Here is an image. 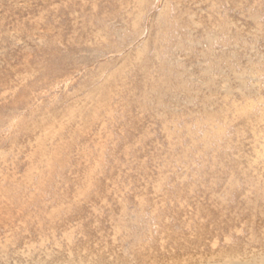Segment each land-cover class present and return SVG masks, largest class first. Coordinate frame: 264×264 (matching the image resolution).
<instances>
[{"label":"bare ground","instance_id":"1","mask_svg":"<svg viewBox=\"0 0 264 264\" xmlns=\"http://www.w3.org/2000/svg\"><path fill=\"white\" fill-rule=\"evenodd\" d=\"M22 1L0 0V10L7 12L0 20V36L10 37L14 31L29 49L45 42L49 47H44L41 60L35 56L28 60L27 53H15L22 63L12 72L17 82L3 86L0 92V128L6 131L0 132V228L6 230L0 234V264H264V149L260 140L264 137V98L234 101L227 94L221 95L219 83L210 79L217 96L197 98L201 104L194 111L197 121L189 111L187 116L173 115L171 103L180 102L182 91L193 96L183 76V65H174L178 49L183 51L191 42L185 26L198 23L185 17L191 6L179 0H158L157 6L156 0H26V8H20ZM160 2L164 3L162 10ZM204 4L213 14L200 19L203 29L198 37L208 45L204 56L212 55L208 62L217 70L225 56L211 49L212 24L229 31L235 21L232 17H236L261 33L255 38L264 39V0H205ZM145 16L151 22L146 29L147 41L138 49L125 51L119 67L101 84L92 87L89 77L58 107L44 108L45 101H39L57 88L68 87L83 65H89L97 55L120 51L134 42L114 43L103 38L102 30L109 23L117 20L126 35L140 36ZM238 35L236 40H240ZM177 41L181 43L176 48ZM81 51L91 52L77 56ZM65 53L66 59L57 63ZM67 59L76 64L65 73ZM104 70L100 68L97 76ZM64 73V78L49 81ZM117 102L140 105L155 123H164L165 141L178 144L200 136L202 153L215 162L210 169L218 168L221 179L230 176L234 198L232 203L220 198L217 203H195L184 220H165L162 214L170 210L162 209L157 216L161 225L158 234L150 243L138 241L141 246L132 250L130 257L122 254L117 238L106 226L114 219L113 203H72L77 192L90 199L92 188L101 186L108 191L110 187L106 175L111 166L98 162L85 165L83 146L97 140L99 131L94 125L103 113L113 120ZM17 103L24 105L23 114L14 111L12 105ZM213 103L215 112L207 114V104ZM158 108L164 109L163 118L157 117ZM181 122H190L184 132L176 126ZM7 135L11 143L3 148ZM210 143L213 152L206 150ZM215 151L221 154L214 156ZM73 152L78 155L75 159ZM81 167L88 172L83 179L71 183L68 176H61L59 180L77 186V190L61 192L55 174ZM33 189L49 194L51 202L40 201ZM74 221L78 225L73 226ZM176 222L186 225L189 233L175 231Z\"/></svg>","mask_w":264,"mask_h":264},{"label":"rangeland","instance_id":"2","mask_svg":"<svg viewBox=\"0 0 264 264\" xmlns=\"http://www.w3.org/2000/svg\"><path fill=\"white\" fill-rule=\"evenodd\" d=\"M179 1L183 5L191 6V11L185 17L196 20L198 23L185 26V32L190 36L188 41L191 42L186 43L183 51L178 49L179 52L174 60V65H183L185 71L183 76H185L184 79L191 87L193 96H188L185 91H182L179 94L180 102L171 103L173 115L187 116L186 113L189 111L196 118L194 121H197L198 117L195 116L194 111L201 108L197 98L211 96L214 99L217 96L215 91L211 89L210 79L219 83L221 95L227 94L234 101L242 103L257 102L264 98V39L255 38L254 36L261 33L252 31L251 27L245 24L246 21H240L236 17H232L235 21L228 28L229 31L224 32L219 25L212 24L210 39L214 41V44L211 49L216 55L225 56V59L219 61L222 62L221 68L217 70L208 62L210 58H213L210 57L212 55L204 56L203 52L207 51L208 45L201 43L200 41L203 40L198 37L203 29L202 21L209 18L208 15L213 14L211 8L204 4L205 0ZM157 4L158 0H156V6ZM163 5L164 3L160 2V10L163 9ZM26 6V0L22 1L20 8H26ZM31 13L33 12L30 11ZM6 14V10L2 8L0 10V20H3ZM76 17L81 19L80 16ZM114 21L109 23L107 27L110 28L109 30L107 28L102 30L101 36L109 38L114 43L118 41H124L125 44L128 41L134 42L120 51L108 52L105 56L97 55L89 65H83L81 72L68 87L57 88L55 92L46 94L39 101H45V109L53 110L58 107L59 103L68 99L76 88L87 81L89 77H92L90 79L92 87L101 84L107 75L119 67V59L123 57L125 51L138 49L143 41H147L146 29L151 25L148 17L145 16L142 22L144 33L132 37L129 32H127V35L124 33L125 31H123L119 21ZM236 33H239L240 40L234 38ZM10 34H12L10 37L0 36V92L3 86L17 82L15 78H12V72L15 71L14 69L21 68L22 63L14 57L15 53H27L25 56L28 60L34 56L41 60L44 56L43 52H45L44 47H49V43L45 42L36 44L32 49H29L23 37L22 39L14 31ZM35 41L41 40L36 38ZM216 42H221V44H216ZM180 43V41H177L175 47L177 48ZM107 48L111 49L110 46ZM52 51H55V49L48 50V52ZM89 52L81 51L76 55L82 57V55ZM65 56L67 57V53L63 54L57 63L65 60ZM66 62L68 63L65 66V73L71 72L73 70L71 66L76 62L72 64L68 59ZM231 66L235 67L236 70H232ZM86 67L87 69H85ZM100 68L105 70L101 76H97ZM203 71L207 72L206 76ZM65 73L50 77L49 81L62 79ZM253 91L256 92L255 96L251 95ZM28 95H31V93L25 95L27 99L31 97ZM167 101H171V99L168 97ZM23 106L19 103L12 105L15 108L14 111L22 114L25 112ZM215 110L214 103L207 104V114L214 113ZM164 114V109L158 108L157 117L163 118ZM112 115H114L113 120L103 113V118H100L94 125L99 131L97 140L86 142L83 146L87 156L84 159L85 165L90 166L94 162H98L107 163L111 166L110 170L107 171L108 175L103 174L104 177H110L107 180L110 187L108 191H105L101 186L92 188L93 196L90 199L84 193L77 192L76 199L72 203H113L112 207L116 208L113 211L114 219L106 226L109 227L110 234L117 238L121 252L125 257H130L133 253L132 250L141 246L137 244L138 241L145 240V242L150 243L151 238L158 234L161 225L158 224L157 216L160 215L162 209L165 211L170 210L167 214H162L165 220H176L179 217L184 220L186 215L195 208V203H217L219 198L223 201L227 199L230 201L229 203H232L231 201L234 198H232L233 190L230 189L229 185L230 176L225 175L221 179L218 168L213 171L210 169L215 162L205 152L202 153L203 145L200 136L197 135L192 141L184 140L178 144L173 143V141H165L163 139L166 132L165 124L155 123L140 105H125V103L117 102L114 104ZM176 126L184 132L190 127V122L176 123ZM0 132L5 133V127H1ZM8 136H5L7 141L4 143L3 148L11 143ZM260 140L264 149V137ZM243 142L246 144L247 140H243ZM212 146L213 143H210L206 150L212 151L214 149ZM215 154L216 151L213 155L219 156L221 152ZM72 157L74 159L78 157L77 153L73 152ZM206 167L208 170L205 169ZM54 174V172L50 173L49 176L51 177ZM87 174V169H84V167H81L79 171H72L67 168L64 173L55 174L58 182L56 186L61 192L70 193L72 190H77V186L71 187L67 182H59V180L68 176L67 178L72 183L83 179ZM237 188H240V186H237ZM32 193L42 202H51V198L46 192L34 190ZM77 223V221H74L72 225L76 226ZM176 223L175 231L181 235L189 233L186 225ZM5 231L4 228H0L1 235L5 234ZM184 231L187 233H184ZM227 260L229 259L223 261L228 262Z\"/></svg>","mask_w":264,"mask_h":264}]
</instances>
